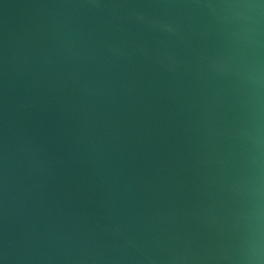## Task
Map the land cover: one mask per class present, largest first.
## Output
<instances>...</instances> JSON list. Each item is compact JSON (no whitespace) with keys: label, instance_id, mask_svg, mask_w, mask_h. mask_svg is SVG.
Returning a JSON list of instances; mask_svg holds the SVG:
<instances>
[{"label":"water","instance_id":"1","mask_svg":"<svg viewBox=\"0 0 264 264\" xmlns=\"http://www.w3.org/2000/svg\"><path fill=\"white\" fill-rule=\"evenodd\" d=\"M0 264H264V0H0Z\"/></svg>","mask_w":264,"mask_h":264}]
</instances>
